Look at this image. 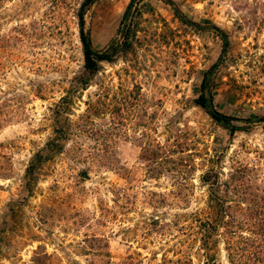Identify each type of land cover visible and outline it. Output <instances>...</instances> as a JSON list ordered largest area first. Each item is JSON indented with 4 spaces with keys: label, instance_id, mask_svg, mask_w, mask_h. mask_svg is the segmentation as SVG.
<instances>
[{
    "label": "rangeland",
    "instance_id": "1",
    "mask_svg": "<svg viewBox=\"0 0 264 264\" xmlns=\"http://www.w3.org/2000/svg\"><path fill=\"white\" fill-rule=\"evenodd\" d=\"M84 2L0 0V264H89L95 238L110 264H203L179 218L203 207L217 264L233 263L238 234L264 247V0H135L129 47L73 90ZM131 3L84 8L95 49ZM205 78L233 130L196 105ZM67 93L70 111L54 118ZM87 109L92 125L72 127L28 196L32 157Z\"/></svg>",
    "mask_w": 264,
    "mask_h": 264
},
{
    "label": "trees",
    "instance_id": "2",
    "mask_svg": "<svg viewBox=\"0 0 264 264\" xmlns=\"http://www.w3.org/2000/svg\"><path fill=\"white\" fill-rule=\"evenodd\" d=\"M96 0H85L83 3L80 13L78 15V26H79V39L82 46V54H83V67L81 75L76 77L73 82V90H86L89 86V82L93 76H95L100 68V64L103 62L111 63L113 62L116 55L120 52V50L127 49V46L129 45V39L133 35V26L135 24V15L133 12V4L135 0H132V3L125 9L120 23L119 27L117 29V33L115 38H113L106 47H104L101 50H97L93 47L90 35L84 28V8L91 3H93ZM227 45L226 38H223V49ZM129 47V46H128ZM207 79H203L201 84V94L196 100V105L205 110L214 120L217 122V124L221 125L224 128H230L234 129L231 124H229L230 118L223 116L222 114H219L215 112L213 108V100L211 96V92L208 89L207 86ZM59 105H55V109L53 110L54 118L60 116L63 113H66L65 111H70L67 108V104H64L66 100H73L72 95L61 96L59 98ZM92 106H88V109H90ZM88 109L86 111V114H83L80 116L79 119L85 120L84 124H72L70 123L69 119L66 118L67 127L69 128L67 132L65 133V130L63 128H60L56 130L53 138H50L45 143V147L42 149V151L37 152L32 159L30 160L26 170H25V184L24 189L27 192V195L30 196L33 192V187L35 186L37 182L38 176V170L40 167L47 161L50 160V158L54 154H61L64 150V140L63 139H69L70 137L76 136V134L72 133V127L75 128L77 131H83L82 129H85V126L92 125L91 118L93 117L92 111L88 112ZM75 125V126H74ZM207 176L204 175L202 178L201 183L204 184L207 181ZM159 200H152L150 199V203H152V207H158V205H164L167 203V200L163 196L158 197ZM125 196H119V200H124ZM179 218L184 219L186 223H188V226L184 228L185 233H187V236L191 235V232H195L196 238L199 242V249L202 252V258H203V264H217L216 260L214 259V256L211 254V244L213 243V234L208 222V213L206 210V207L201 208L197 212L179 216ZM159 218L155 220H150L152 223H148L149 226L153 224H158L160 231L162 234H165L168 232L171 228L170 224L167 223H160V221H157ZM176 226V225H175ZM252 235V234H251ZM233 241L232 245V251H233V258H232V264H264V257H261V243L255 241L253 237H247L245 238L241 234H238L236 237L231 238ZM95 242L99 244L98 246V252L96 254H93L96 258H92L89 264H110L109 258L110 255L108 253H104L103 246L100 245L101 240H98L95 238ZM264 248V247H262ZM264 251V250H262ZM264 256V255H262ZM106 259V260H105ZM132 257L129 259L132 262ZM125 264V263H123ZM161 264H189L187 262H175L167 258H163V262Z\"/></svg>",
    "mask_w": 264,
    "mask_h": 264
}]
</instances>
